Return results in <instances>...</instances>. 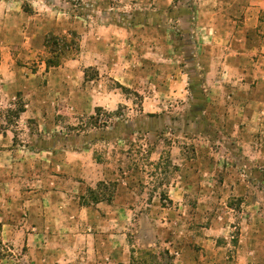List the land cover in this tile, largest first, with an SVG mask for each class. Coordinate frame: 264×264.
Returning a JSON list of instances; mask_svg holds the SVG:
<instances>
[{"label":"rangeland","instance_id":"rangeland-1","mask_svg":"<svg viewBox=\"0 0 264 264\" xmlns=\"http://www.w3.org/2000/svg\"><path fill=\"white\" fill-rule=\"evenodd\" d=\"M261 1L36 4L38 43L71 45L58 50L62 70L31 62L18 95L0 90V264L70 256L63 239L76 231L58 222L62 209L100 200L126 206L109 226L126 232L138 264L192 258L199 237L264 264ZM47 216L57 221L50 238L30 225ZM98 227L106 240V222Z\"/></svg>","mask_w":264,"mask_h":264},{"label":"crops","instance_id":"crops-1","mask_svg":"<svg viewBox=\"0 0 264 264\" xmlns=\"http://www.w3.org/2000/svg\"><path fill=\"white\" fill-rule=\"evenodd\" d=\"M50 1L0 0V90H5L8 95H18V91H21L24 85L30 82L31 77L24 73L28 64L37 62L38 66L46 67L45 59L40 58L38 60L37 54L40 51L42 52V49L47 46L38 43V40H36L39 34H44L46 31L43 27L42 29L41 27H37L33 20H37L41 14V8L47 9L48 5L51 6L53 1L60 0ZM260 3H264V0ZM36 4L42 5V7L38 8ZM52 68L62 70L63 66H54ZM49 71L48 73H52L53 70L50 68ZM32 76L37 75L33 72ZM27 106L25 105L26 108ZM28 111V109H24L20 112L19 117L24 116ZM52 192L54 193V191ZM74 207V210L71 206L65 207L62 211L60 210L62 212V219L58 221L64 227L72 228L74 232L76 231V234H74L75 238L66 237L63 239V244L72 246V254L70 257L64 253H56L53 257L55 264H134V262L138 264L140 262L136 261L138 250L133 252L130 245H127L126 232L121 230V228L117 232L115 230L112 231L109 226L112 220H116L117 214L121 223V211H127L126 206L113 201L106 202L105 200H100L96 203L93 202L90 206H80L76 202V206ZM55 222L57 221H54V218L47 216L46 218L41 217L37 222L33 221L30 225L32 228L46 227L48 231L46 235L50 238L51 236L54 237L57 233L56 230H52L51 234L49 231L50 228L53 229ZM105 222L107 227L106 240L103 239L105 234L101 233L104 229H98L100 228L98 224ZM84 226L85 228H83ZM29 235H33L32 232H29ZM111 236H117L118 240L110 239ZM98 237L102 243H106V262H99V260L95 259L96 238ZM85 240L86 249L90 252L92 251L93 256H85L83 254L82 248L85 245L81 243H84ZM229 245V243H222L216 237H199L198 246L189 249L192 253V258L186 259L185 256H188L186 253L180 254V252H176L178 256L175 262L178 261L179 263L177 264H254V260L256 258L259 260L261 257H258V255L254 256L255 251L247 252L243 248L241 249L242 252L238 248L236 253L228 249ZM256 254L260 255V253Z\"/></svg>","mask_w":264,"mask_h":264},{"label":"trees","instance_id":"trees-1","mask_svg":"<svg viewBox=\"0 0 264 264\" xmlns=\"http://www.w3.org/2000/svg\"><path fill=\"white\" fill-rule=\"evenodd\" d=\"M73 35V34H72ZM56 39H57V41H56ZM59 40H61V38H59V37H56L55 38V41H50V44L48 43L47 44V46L49 47H51V48H53L54 47V49H53V53H54V59L53 58H48L47 60H46V66H47V68H49L50 66L51 67H54V66H58L59 64H60V56H62L63 54H62V52H59L58 50H63V49H65L66 47H68L69 45H71V44H69V43H67V41H65L64 40V38H62V40H64L63 41V43H62V45H61V47L60 48H56V44H59ZM24 109H23V107L20 109V110H18V113L17 114H19L21 111H23ZM97 110H100V109H97ZM91 118H93L94 119V116L93 117H91Z\"/></svg>","mask_w":264,"mask_h":264}]
</instances>
